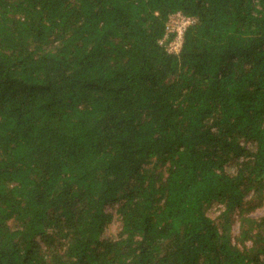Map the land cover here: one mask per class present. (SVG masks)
Wrapping results in <instances>:
<instances>
[{
  "label": "trees",
  "instance_id": "16d2710c",
  "mask_svg": "<svg viewBox=\"0 0 264 264\" xmlns=\"http://www.w3.org/2000/svg\"><path fill=\"white\" fill-rule=\"evenodd\" d=\"M0 264H264V0H0Z\"/></svg>",
  "mask_w": 264,
  "mask_h": 264
},
{
  "label": "rangeland",
  "instance_id": "374dc122",
  "mask_svg": "<svg viewBox=\"0 0 264 264\" xmlns=\"http://www.w3.org/2000/svg\"><path fill=\"white\" fill-rule=\"evenodd\" d=\"M179 20L178 18H172L171 19V23H170V27H175L174 30L178 31L180 28H181V24H179ZM173 29V28H172ZM178 29V30H177ZM177 47V43L174 44L172 43V46L170 47V50L172 49H175ZM111 209H109L110 211ZM208 217L210 218H214L218 212L216 211V208H211L209 211H208ZM259 215V211L255 212L254 216H258ZM117 230H118V226L116 223H112L111 225H109L105 230H104V234L103 236L104 237H111L113 235H115L117 233ZM236 232V225L233 224L232 228H231V233L234 235Z\"/></svg>",
  "mask_w": 264,
  "mask_h": 264
},
{
  "label": "built area",
  "instance_id": "2783aa9c",
  "mask_svg": "<svg viewBox=\"0 0 264 264\" xmlns=\"http://www.w3.org/2000/svg\"><path fill=\"white\" fill-rule=\"evenodd\" d=\"M172 18H178L180 19L179 20V24H181V28L176 31L174 30L175 27H170V23H171V19ZM172 18L169 20V22H167V27H166V33L167 34H172L173 32H175V40L173 42H170L168 45H167V49L169 52H174V53H177L179 51V48H180V45H181V40H182V33L184 32V30L186 29V27H188L191 23H192V20L189 19V18H184L182 17L181 15L179 14H176L174 16H172ZM172 43L176 44L177 43V47L175 49H172L170 50V47L172 46Z\"/></svg>",
  "mask_w": 264,
  "mask_h": 264
}]
</instances>
